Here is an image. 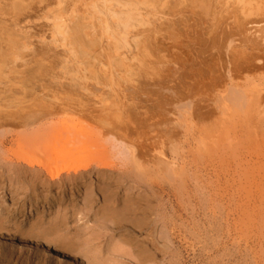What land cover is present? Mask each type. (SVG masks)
I'll return each instance as SVG.
<instances>
[{
	"label": "rangeland",
	"instance_id": "374dc122",
	"mask_svg": "<svg viewBox=\"0 0 264 264\" xmlns=\"http://www.w3.org/2000/svg\"><path fill=\"white\" fill-rule=\"evenodd\" d=\"M52 1L37 0L28 6L25 1L27 8L19 15V26L29 36L27 45L31 54L43 57L49 63L39 83L33 82L38 85L34 97L54 96L51 101L55 108L52 106V111L44 115L53 117L27 126L28 130L27 127L14 126L10 120L0 126V264H141L131 245L121 242L125 232L119 231L112 224L113 220L96 212L101 205V192L94 170L99 165H104L105 170L112 173L113 180L117 177L118 200L140 198V203L150 206L151 210L147 211L151 216L148 230L127 227L131 228L130 233L136 239H145L149 234L147 239L150 243L147 239L145 241L151 247L153 259L145 264H264V140L260 145L261 141L254 136L256 129L264 132L262 122L259 125L261 128L252 129L251 126L248 134H245V128L242 132L236 131L232 135L233 145L232 141L229 142L232 137L227 136V139L225 136L227 130L233 128L230 126L242 128L239 121L243 113L239 110L244 104L236 102L231 95L233 90L229 74H240L241 70L247 69L241 64L247 51L263 48L247 40L244 28L252 20L250 4H261L264 0H188L184 4L172 0V9L156 15L154 22L158 23L159 32L164 31L158 32L159 37L155 36L157 39L151 44L152 48L144 51L147 64L134 67L131 79L123 82L122 98L131 110L129 116H154L159 129L166 125L168 129L172 127L174 130L171 132L178 131L182 142L165 141L163 145L162 139L167 138L154 135L162 131H156L155 127L156 130L149 129V134L147 131L144 133L154 139V144L150 142V146L151 136L150 139L144 137L147 143L140 134H134L133 140L130 138L121 143L111 135L97 134L100 128L96 130L95 125L92 127L79 117L89 116L76 106H81L77 102L81 99L84 100H81L83 105L90 104L91 108L100 111L101 108L98 110V106L94 105L99 97L89 93L96 94L101 87L95 86L94 81H81L80 84L87 82L88 89V96H83L78 92L76 83L70 82L67 75L62 77L60 59L76 56L77 49L68 53L67 47L54 41L57 37L49 23V16L54 10ZM55 5H58L57 9L63 7L57 0ZM9 18L12 19L11 16ZM171 24L177 30L173 31ZM163 36L167 38L163 39ZM52 52L55 57L49 56ZM79 57L85 59L86 56L81 54ZM255 57L245 60L253 65L257 61ZM258 75L261 79L255 81L257 84L254 81L251 83V79L255 80L254 73L240 78L238 81L244 84L242 89L249 93L254 91L253 86L258 85V89L264 92V74ZM7 84L2 81L7 90L2 96L0 94V100L4 97V101H0V116H14L17 106L27 110L33 105L34 97L21 104L15 96V99L10 98L15 92L21 97L20 89H23L21 86L14 89ZM228 107L237 113L229 115L231 110ZM196 109L201 112L198 114ZM257 119L263 118L252 116L254 123ZM211 125L217 130L214 139L204 136L207 134L204 130ZM79 131L89 136L86 134L84 138L80 135V141L71 140V135ZM197 131L200 135L195 140L193 136ZM221 133H225L224 137ZM59 134L63 135L64 146L60 140H55ZM259 136L261 138L262 133ZM198 137L200 140L203 138L201 142L204 141L206 146L198 144ZM212 139L216 143L213 150L209 148ZM250 139L252 143L249 144L246 140ZM137 140L146 144L143 146ZM56 147L61 151L57 152ZM204 147L207 151L210 149L209 152ZM28 161H34L33 165L29 166ZM18 163L21 167L19 171L16 170ZM43 164L52 166L58 174L57 181L66 179L68 173L73 174L71 168L82 169L87 165L84 175L90 184L84 189L91 187L92 191L85 195L80 190L85 181L79 179L64 184L67 190L57 186L38 190L41 197L35 199L29 185L36 183L33 175L40 179L47 174ZM241 174L247 176L246 179ZM19 177L26 181L27 190L23 186H14ZM78 182L79 185L76 184ZM73 185L76 187L70 189Z\"/></svg>",
	"mask_w": 264,
	"mask_h": 264
},
{
	"label": "bare ground",
	"instance_id": "6f19581e",
	"mask_svg": "<svg viewBox=\"0 0 264 264\" xmlns=\"http://www.w3.org/2000/svg\"><path fill=\"white\" fill-rule=\"evenodd\" d=\"M25 1L27 2V6H28L30 3L37 1V0H0V82H1L0 94L2 96L3 92H4V94L6 93L5 91L7 90V87L6 86L3 87L5 85V83H9L7 85H9L10 87L12 86V88L21 86L23 89L22 91L20 89V92H21L20 95L22 94L21 97H19L16 94V92L14 94V92L10 91V93L12 92V94H14L12 96L9 94L11 96L10 98L15 96L17 98L18 103H20V104L23 103L26 99H32L34 97V94H36L38 85H34L33 82L35 81V82H37V84L39 83L40 79L45 75L44 74L45 69L47 70L48 65H49V63L47 62L48 60H46L45 58L34 56L31 54V50L29 49V47L27 45V39L29 36L26 32H23L19 26L20 25L19 23H21V21L19 20V18H20L19 15L24 11V9L27 8V7H25L26 5L24 4ZM42 1L46 2L48 0H42ZM57 1L59 3H61L63 5V7L61 9H57L58 5H55V0H53L52 5H54V10L51 12L52 15L49 16V23L51 25V29L54 31V33L57 37L54 41L56 43H58L59 45L63 44L62 45L63 47H67L68 53H72L73 50L77 49L76 56L70 55V59L67 57H62L60 59V61H61L60 67L62 69L61 70L62 77L65 78L64 76L67 75L68 76L67 78H68V80H70V82L76 83V86L78 88V92L80 94H82L83 96H85V95L88 96L86 94V90H88V89L85 85L87 82H85V84L84 83L80 84L81 81H94L93 84L95 86L97 85L98 87H101V90L98 93H96V94H93L92 92L89 93L90 95H94L96 98L99 97L100 102L99 101L95 102L94 105L96 107L98 106V108H97L98 110H99V108H101L100 111H97V110L91 108L90 104L88 105L89 108H88V106H86V104L83 105V102H81V100L82 101H84V100L81 99L82 98L81 97L80 98L81 100L77 101L78 103L81 104V106L77 105V104H76V106L79 107V109H81L82 113H86V114L88 113L87 115H89V116H79V117L83 121H85L87 124L91 125L92 127H93V125H95L96 130H97V128H100L102 132L100 130H98V132L96 131L97 134L98 133H100V135L105 134L106 136L111 135L113 137H116V140L122 141L121 143H123V142L126 143V140H128V139L130 140V138L132 139V137H134V134L135 135L140 134L142 136V139L144 137L147 139H150L149 136H151V140L148 142L149 146H150V142L151 143L154 142V139L152 140V138H153L152 135H149L148 137H146V134L144 135V133L148 132L147 134H149L150 128L155 129V127H157L156 128L157 130L155 129L156 131H158V130H162L164 132L166 131V133L163 132V134H162V131H161V133H160V131L157 132V134H155L154 131H151L154 133V135L158 136V134H159L160 138H163V137L167 138L165 140L162 139V141H161L162 144L165 141L168 143L178 141V143L180 142V144H181L182 141H180V138H179L180 133H178V131H174V133L171 132V130L173 128L171 127V129H168L167 125H166L167 129H166V127L164 128V126H163V129L162 128L159 129V127H158L159 123H157V121L154 120V116H129V112L131 110L128 109V104L124 102V100L122 98L123 93L121 91V87L123 86V82L129 81V78L131 79V75L133 74V72L135 73L134 67H136V66L143 67L147 64V60L145 59V52L144 51H147L148 48L149 49L152 48L151 46L153 45V41H155L157 39V38H155V36L159 32V29L157 27L158 23L154 22V20L156 21L155 18L157 17L156 16L157 14L160 15V13H162L163 11L164 12L168 11V9L172 7V2H171L172 0H57ZM177 1L179 2L178 4H184L188 0H177ZM250 6H251L250 13L252 16V20L248 21L246 23L247 25L244 28V32L247 36L248 41H251L255 44H260L263 46V48L251 49L252 52L247 51V54L244 55V57L247 59H249V57H251L250 59H252V57L256 56L255 58L257 61L253 65L250 64L244 58L241 61L242 62L241 64L245 68H247L246 70H241L240 74L239 73H234V74L228 73L229 77H230V81H232V88L231 89L234 91V92L232 91V93L234 95L232 93H231V95L234 96L233 98L236 102L239 101V103L244 104V106L242 107V110H239L241 113H243L242 114V120L239 121L242 124L241 125L242 128L240 129L238 127V125L230 126V127H233L232 129H228L226 127L228 129L226 132V135L224 133V135L226 137L227 136L232 137V135L236 134V131H237V133L240 132L239 130H241V132H242V130L244 128H245V131H244L245 134H248V132L250 131V127L252 126V129L260 127L259 126L260 122H262L261 127L263 126V129H264V117H261V116H264V92H263V89H261V90L258 89V87H257L258 85H256V87L253 86V90H254L253 92L247 93V91H245L246 90L245 88L242 89L244 84L242 82L238 81L240 78H247L248 77L247 75L254 73L255 80L251 79V83L253 84L256 80L258 81L261 79L260 75H258V74H264V3H261V4H259L258 2L256 4L252 3V4H250ZM61 10H62V12H60ZM55 13H57L56 15H59V16H56ZM68 15H70V17H68ZM8 16H11L12 19L11 18L8 19ZM25 17L27 18V16H25ZM171 25H173V26H170V27H172V30L175 31L176 26H174V24H171ZM17 28H19V29H17ZM165 29H169V27H166ZM176 30H177V28H176ZM142 31H144V32H142ZM162 31H164V30L162 29ZM162 31L160 30V32H162ZM166 38H167L166 36H163V39H166ZM60 40L62 42H60ZM109 41H110V43H108ZM247 50H250V49H247ZM52 53L49 56L52 57V55H53L55 57V53L54 52H52ZM81 54H82V56H83V54L86 56L85 59H82L83 57H79V55H81ZM74 56H75V58H74ZM68 63H71V64L68 65ZM257 75L259 76V78H256V77H258ZM3 80H4V85H2ZM255 83L257 84V82H255ZM249 86H250V84L248 86H246V88ZM262 88H264V87H262ZM239 89H242V90H239ZM237 91L239 93H241V92L242 93L239 95V93ZM29 93H30V95H29ZM1 96H0V98H1ZM15 97H14V99H15ZM47 97H49V99ZM3 98L4 97H2V99L0 101H2ZM51 99H54V96H52V97H50V96H44V97L35 96L33 99L35 102L33 103V105H31L29 107V109L23 110V109L19 108V106H17L16 111L14 113V116H0V126L3 127V125H5V121L7 122L8 120H10V122L12 124H14V126L21 127L23 129H25L27 126L30 127L29 125H35L36 122H39L42 119H46L48 117H50V118L53 117V116H44L48 112L52 111L51 110L52 106L54 107V104L51 101ZM8 100L10 101L9 98H8ZM106 100H108L109 102H106ZM235 101H234V103H235ZM6 103H7V101H6ZM107 103L108 104L110 103V104L108 105ZM232 103H233V101H232ZM0 105H1V103H0ZM2 105H3V102H2ZM227 105H228V102H227ZM227 105H226V107H227ZM233 105H235V104H233ZM239 105H241V104H238V106ZM238 106H236V107H238ZM247 107H249V109H247ZM259 107H260V109H259ZM228 108H229L228 110H231L229 115H231V114L233 115V113L236 112V111H234L235 109L232 110L230 107H228ZM23 111H25V112H23ZM199 111L200 110L196 109L195 112L198 113ZM0 113L2 114V112H0ZM195 115H196V113H195ZM224 115H225V113H224ZM238 116H240V115H238ZM252 116H258L259 118H263V119H257L254 123L252 121ZM195 117H198V116H195ZM190 118L192 119V116H190ZM231 118H232V116H231ZM194 120H196V118ZM228 120H229V118H228ZM28 127H27V130H28ZM214 128L215 127H213L212 125L208 126L206 128V130H204V132L205 133L207 132V134L209 132L210 134L209 135L205 134L204 136L206 138L211 136L210 139L211 138L214 139V136L216 135V132H217V130ZM93 129H95V128H93ZM79 130H81V129H79ZM142 130H143V132H142ZM93 131H95V130H93ZM145 131H147V132H145ZM260 131H261L260 129L259 130L256 129L254 131V136L255 137L257 136V138H258L257 141L264 140V132H260ZM223 132H224V129H223L222 133ZM259 132H260V134L262 133L261 138H259L260 137ZM198 133L199 132L197 131L196 136L194 135L193 139L196 140V137L200 135ZM86 134L87 133L84 131H79V132L73 133L71 135L72 138L70 136L69 137L71 140L77 139L78 141H80V139H79L80 135H81V137L85 138V136L88 135V134L87 135ZM93 134H94V132H93ZM241 134L244 135V133H241ZM224 135H223V137H224ZM62 136L61 135L58 136V139H55V140H58L57 142H60V141L64 142V140H62V139H64V138H62ZM191 137H190V139L192 141ZM223 137L222 138L220 137V138L223 139ZM234 137H236V136H234ZM160 138H159V141H160ZM26 139H28V138H26ZM102 139H103V137H102ZM111 139H114V138H111ZM198 139L200 140V137H198ZM202 139L200 140V143L198 142V144H200L201 147L206 146L204 141L201 142ZM213 139L211 140L212 145H211V147H209L211 149H212L213 145L216 144L215 140H213ZM227 139H228V137H227ZM232 139H233V137L230 138L229 142L232 141ZM245 139H247V137ZM253 139H254V137H253ZM103 140H105V138ZM123 140H125V141H123ZM140 140H141V138H140ZM156 140H155V145L157 146ZM208 140L209 139H207V141ZM224 140H222V141H224ZM247 140H246V142L252 143V139H250V141H247ZM137 141L140 142V144H142L143 142H141V141H144V140H141V141L137 140ZM217 141L218 140H216V142ZM63 142H62V144H63ZM145 142L147 143L146 139H145ZM145 142H144V144H146ZM157 143H159V142H157ZM201 143H203L205 145H203ZM223 143H221V144H223ZM261 143H262V141L260 142V145H261ZM40 144H41V142H40ZM42 144H44V142ZM140 144H138L139 146L136 144V146L137 147H141L142 145L144 146V144H142V145H140ZM153 144L154 143H152V145ZM263 144H264V141H263ZM163 145H165V144H163ZM163 145H161V146H163ZM229 145H230V143H229ZM231 145H233V141H232ZM252 145L253 144H251L250 146H252ZM48 146H50V145H48ZM56 146H57V143H56ZM63 146H64V144H63ZM146 146H148V144ZM208 146H209V144H208ZM234 146H236L235 143H234ZM253 147L255 148V146H253ZM258 147H260V146H258ZM248 148H249V146H248ZM46 149H48V148H46ZM50 149L53 150V148H49V150ZM250 149L253 150L252 147ZM55 150L58 152L60 149L57 150V147H56ZM138 150H140V149H138ZM205 150H206V148H205ZM209 150L210 149H208V151L207 150L206 151L209 152ZM227 150H228V146H227ZM234 150L236 152V149H234ZM260 150H261V148H260ZM141 151L143 152L142 149H141ZM142 152H141V154H143ZM254 152H256V151H254ZM212 153H213V151H212ZM262 153L263 152H261V154ZM208 154H210V153H208ZM208 154L206 156H208ZM222 155H223V153H222ZM256 155L257 154H255V157H256ZM258 155H260V154H258ZM262 156H263V154H262ZM221 157L223 158V156H221ZM226 157H228V155ZM210 158H212V157L210 156ZM230 159H233V158L231 157ZM168 161H170V160H168ZM32 162H34V161H32ZM32 162L28 161L27 164L29 166H32L33 165ZM173 162H174V160H173ZM247 162H248V160H247ZM168 164H169V162H168ZM168 164H167V167H168ZM171 164H173L172 161H171ZM226 165H227V163H226ZM103 166L100 167V165H99V167L95 168V170H94L95 173L97 174V177L95 178V180L97 179V181H99V183H100L99 187L98 186L97 187L99 188V190L101 192V197H100L101 198V200H100L101 205L98 207L96 212H100L101 216L104 218H107L109 220H113L114 223H112V224L117 226L119 231L125 232V234L122 235V238L120 237L121 242L124 244L131 245L133 252H135L136 256L139 257V260H140L139 262L141 264H145L149 260L153 259L152 253L150 251L151 247L149 248L148 244L145 241V239H147L149 237L148 236L149 234H146V237H144L145 239H143V238L141 240L139 238L136 239V237H133L134 235L133 236L131 235L130 229L132 228V230H133L136 227H138V228H143L144 230H148V227H149L148 223L149 224L151 223V221H150L151 216L149 215V213L147 214V211L151 210L150 206H148L147 204L145 205V204L140 203V200H141L140 198H138V199H132V198H130V199L126 198L125 199L124 198V200H122V201L118 200V194H117L118 191L117 190L119 189V187H118L117 182H116L117 177H116V180H113L111 177L112 173L107 172L105 170L106 167L104 168ZM170 166H172V165H170ZM51 167L52 166H49V164L48 165L43 164V169L47 174H45L44 177H42L40 179L38 178V176L33 175L32 178H34V180L36 181L35 185L34 184L32 185V183H30V181H28L30 183L29 186H31L30 189L35 194V199L39 196L41 197V194L39 192H37L38 190L42 191V190H45L47 188L51 189L54 186H57L59 189L63 188V189L67 190L68 187H66L67 185H64V184H66L68 182L74 183V182H76V180L78 181L79 179L80 180L84 179V181H85L83 188L80 187L81 188L80 190H82L85 195H87L89 190L92 191L91 187H90V189H84V187L88 188L87 184L89 183V181L87 182L88 178L86 179V176L84 175V173L87 172V168H88L87 165L84 167H81L84 170L82 172L80 171L82 169H80L78 167H75V169L71 168V170L73 169V171H72L73 174L68 173L67 174L68 176L66 177V179L61 180V181L60 180L57 181L58 180L57 179L58 174ZM261 168H262V166H261ZM19 169H21V167L18 163L16 165V170L19 171ZM68 169H66V171H68ZM37 171H39V169ZM39 172L41 173V171H39ZM18 174H19V172H18ZM172 174H174V173L172 172ZM242 176L245 179L247 177V176L244 177L245 175H242ZM175 178H177V177H175ZM260 179H262V178H260ZM180 181H181V179H180ZM76 184L79 185V182ZM14 186L15 187H22L23 186L25 188V190H27L28 185H27L26 181H24L23 179H21L19 177V179L17 178V181L15 180ZM74 187H76V185H73V187H71V188L69 187V188L73 189ZM63 192H65V190ZM42 194H43V192H42ZM141 198H143V197H141ZM25 199H26V196H25ZM143 199H145V197ZM64 205H65V203H64ZM128 226L129 227L131 226V228L128 229L127 228ZM146 233H147V231H146ZM153 240H154V238H153ZM149 243H150V241H149ZM93 264H95V263H93ZM100 264H106V263L100 262Z\"/></svg>",
	"mask_w": 264,
	"mask_h": 264
}]
</instances>
